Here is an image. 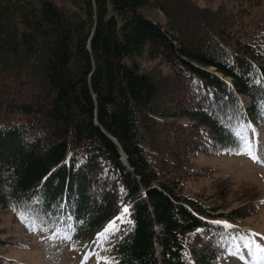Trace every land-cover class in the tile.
Listing matches in <instances>:
<instances>
[{
  "label": "trees",
  "instance_id": "trees-1",
  "mask_svg": "<svg viewBox=\"0 0 264 264\" xmlns=\"http://www.w3.org/2000/svg\"><path fill=\"white\" fill-rule=\"evenodd\" d=\"M205 1L0 0V204L27 232L99 264H218L252 237L262 200L232 208L193 158L264 133V0Z\"/></svg>",
  "mask_w": 264,
  "mask_h": 264
},
{
  "label": "rangeland",
  "instance_id": "rangeland-1",
  "mask_svg": "<svg viewBox=\"0 0 264 264\" xmlns=\"http://www.w3.org/2000/svg\"><path fill=\"white\" fill-rule=\"evenodd\" d=\"M197 3L201 6L209 5L205 0H197ZM254 11L256 17L264 15V1ZM146 13L161 25L166 26V17L158 8L147 9ZM143 65L151 69L156 67L158 73L168 71L166 67L158 63L144 62ZM239 97L243 105L251 103L249 97L242 95ZM250 144L251 153L257 157L256 160L246 151L247 147L238 154H199L193 158L197 167L207 168L211 178L216 181L230 180L235 188L244 192L240 198L230 202L236 203V205H230L231 207L253 206L259 198L262 200L260 207L240 220V226L254 231L258 238L247 244V247L246 244H242L233 252L234 255L230 253L219 264H264V258H262L264 252L259 251L264 248V133H256ZM209 182L204 181L205 191H208V186L212 188L217 186L209 185ZM198 185H192V189L198 191L200 187ZM246 186L250 187L251 191L254 190V193L246 190ZM245 195L249 197L251 204L246 203L248 200L245 199L248 198ZM38 233L27 232L25 227L14 219L13 213L0 204V259L5 258L3 264H99L85 252L86 249L80 252L74 251L62 240L55 243L54 234L44 236Z\"/></svg>",
  "mask_w": 264,
  "mask_h": 264
},
{
  "label": "snow or ice",
  "instance_id": "snow-or-ice-1",
  "mask_svg": "<svg viewBox=\"0 0 264 264\" xmlns=\"http://www.w3.org/2000/svg\"><path fill=\"white\" fill-rule=\"evenodd\" d=\"M246 151H247L249 154L252 155V158H253L254 160L257 159V157H256L254 154L251 153V145H248V146H247ZM124 212H127V208L124 209ZM24 218H26V217H24ZM218 223H219V222H218ZM229 227H230V226H229ZM115 228H116V226H115V222H112V223H110V225H109L108 227H106V228L104 229L103 232L99 233L98 235H99V237H100L101 239H105V240H106V239H108V234L111 233V232L113 231V229H115ZM116 230H118V229H116ZM246 247H247V245H246ZM259 251H260V252H264V248L259 249ZM233 255H234V253H233ZM250 255H251V253H250ZM262 258H264V257H262ZM100 259L103 260L104 264H112V262H111L110 260H108L107 258H105V257H101Z\"/></svg>",
  "mask_w": 264,
  "mask_h": 264
},
{
  "label": "bare ground",
  "instance_id": "bare-ground-1",
  "mask_svg": "<svg viewBox=\"0 0 264 264\" xmlns=\"http://www.w3.org/2000/svg\"><path fill=\"white\" fill-rule=\"evenodd\" d=\"M123 155H125V153H124V152H122V160L124 161V163H125V164H127L126 156H125V157H123ZM218 264H219V263H218Z\"/></svg>",
  "mask_w": 264,
  "mask_h": 264
},
{
  "label": "water",
  "instance_id": "water-1",
  "mask_svg": "<svg viewBox=\"0 0 264 264\" xmlns=\"http://www.w3.org/2000/svg\"><path fill=\"white\" fill-rule=\"evenodd\" d=\"M123 157H125V155H123Z\"/></svg>",
  "mask_w": 264,
  "mask_h": 264
}]
</instances>
